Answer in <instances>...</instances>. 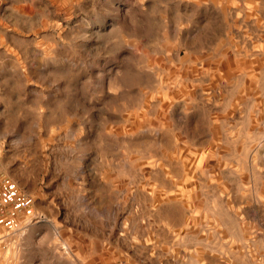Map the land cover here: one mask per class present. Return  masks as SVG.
Here are the masks:
<instances>
[{"label":"rangeland","instance_id":"374dc122","mask_svg":"<svg viewBox=\"0 0 264 264\" xmlns=\"http://www.w3.org/2000/svg\"><path fill=\"white\" fill-rule=\"evenodd\" d=\"M0 264H264V0H0Z\"/></svg>","mask_w":264,"mask_h":264}]
</instances>
